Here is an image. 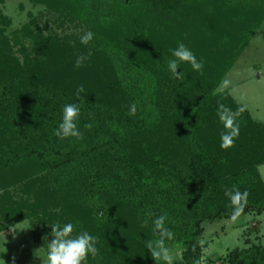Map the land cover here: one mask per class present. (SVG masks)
<instances>
[{
	"label": "trees",
	"instance_id": "1",
	"mask_svg": "<svg viewBox=\"0 0 264 264\" xmlns=\"http://www.w3.org/2000/svg\"><path fill=\"white\" fill-rule=\"evenodd\" d=\"M29 1L59 15L56 29L68 25L82 33L74 36L71 29L62 35L32 20L13 34L11 44L0 30V180L10 174L19 177L13 186L28 184L34 201L17 204L20 210L31 207L28 218L71 222L73 235L86 230L98 237L100 255L89 257L88 264H145V258L156 264L146 248L161 238L153 221L166 215L165 226L173 233L172 239L164 237L166 247L179 244L185 251L182 263L199 264L201 225L231 219L226 189L250 193L242 215L263 213L257 166L264 163V128L240 113L239 138L228 152L222 149L217 108L232 104L216 90L253 39L264 9H257L255 18L245 14L244 21L231 19L223 23L231 25L218 29L214 19L208 24L210 45L216 36L214 43L225 49L222 56L228 54L199 75L180 62L182 99L172 106L164 102L160 69L152 62L157 54L150 47L182 33L188 35H182V43L190 47L195 33L189 12L206 0ZM169 16L179 22L167 23ZM0 23L8 25L2 17ZM89 31L94 39L82 45L80 38ZM197 33L205 41L204 31ZM19 36L30 41V48L19 46ZM89 52L85 66L74 68L76 56ZM101 75L108 77V87L96 94ZM96 77H101L98 84ZM81 85L83 99L76 94ZM67 103L81 105L82 140L53 135ZM132 103L138 108L135 116L128 114ZM89 123L91 130L84 128ZM218 168L223 170L219 179ZM3 195L13 200L7 192ZM216 200L218 207L210 209ZM229 261L264 264V248L236 250Z\"/></svg>",
	"mask_w": 264,
	"mask_h": 264
},
{
	"label": "rangeland",
	"instance_id": "2",
	"mask_svg": "<svg viewBox=\"0 0 264 264\" xmlns=\"http://www.w3.org/2000/svg\"><path fill=\"white\" fill-rule=\"evenodd\" d=\"M240 1L244 2L246 7H241L240 2L237 3L236 0H206L189 12L191 18H193L192 25L194 26L195 35L192 37L190 47H188L198 59L203 61L204 66L212 68L213 65H219L228 54L224 57L222 56L225 54V49L223 45H217L218 41L214 43L217 40L215 39L216 36L211 37L212 45H210L211 32H205V29L209 23H212L213 19L216 22L215 29H218L223 25H231L223 24L228 23L231 19L239 18L240 21H244V18H246L245 14L247 16L250 14L255 18L256 10L264 9L263 0ZM234 8L238 10L239 14L235 15L232 13ZM58 16L54 12L47 13L44 7L36 6L29 0H0V17L4 18L8 23L7 26H2L0 23V30L5 32V37L11 44H14L13 38H11L13 34L24 30L26 25L31 24L32 20H35L39 26H49L51 30L54 29L62 35L69 34L71 29L74 36L78 37V34L82 33L78 28H68V25L63 29H56L58 23H61L56 21ZM177 20L178 18L174 16L166 18V22L172 21V24H177L179 22ZM184 27H187V24ZM203 31L205 33L204 36H206L205 41L203 40L205 37L203 39L197 37L200 34L197 32ZM246 33L249 32H244L243 34L245 35ZM182 35L188 36L184 33ZM182 35L180 37L177 35L173 39L171 35L166 36L163 41L150 47L151 51L157 54L152 62L154 66L160 69L158 74V78L161 79L160 86L162 84L161 89L163 91L166 90L163 92L164 102L170 101L172 106L175 104V99H182V95H180V82L176 81L168 71L167 62L169 59L174 58L172 57L171 50L175 49L179 43H182L181 40H184ZM29 42V40L19 36V46L23 45L26 48H30ZM148 57H152V55L148 54ZM197 73L198 75L201 74V72ZM101 77H104L103 82H101V86L96 85L97 88L99 87L96 90L98 92L96 94L106 92L107 89H104V86L108 87V77L102 75ZM101 77L94 79L96 84L100 83L98 78ZM172 89H174V92L171 95L168 92ZM216 92L227 94L232 104L230 106L231 109H235V107L238 110L243 109L242 114H247L253 123L264 128V20L258 25L249 45L242 50L231 68L225 73ZM238 123L239 125L241 124L240 119ZM218 130L221 133L224 131V127L220 125ZM230 149H226L227 152ZM237 155H239V152L234 153L232 156L236 157ZM236 161L237 163L239 162L238 160ZM233 164L235 165L236 163L234 162ZM257 171L264 186V163L257 166ZM218 172L222 173L223 170L218 168L216 172L217 179L222 177ZM5 176L6 178L0 180V239L3 238L4 231L8 243L5 245L7 253L0 255V258L5 260V264H42L43 257L47 251V243L52 239L50 235L51 227L49 225L58 222L46 224L41 222L40 218H28V215L31 213L28 211H32L28 208L31 209V207H24L20 210V207L17 206L20 201L27 202L26 200H29L30 203L34 201L31 193L29 195L27 192L29 188L27 187L28 184L22 181L19 185L13 186L15 183L13 180L19 179V177L10 174H6ZM40 182L42 183L43 180ZM38 186L36 185V188ZM25 187H27L26 190H24ZM6 192L7 195H11L13 200H9L6 195H3ZM178 193L181 195L184 194V191L180 190L179 192L177 190ZM216 202L217 200L210 206V209L218 207V202ZM205 205L209 210L207 204ZM17 210H20V213H17ZM23 214L25 217L21 218ZM10 218L12 220L8 221ZM15 224H17L18 230L14 232L10 231L9 226ZM201 229V257L199 264H230L229 259L231 258V254L236 250H249L251 247L264 248V211L261 215L250 212L246 213L241 215L236 221L226 219L219 222L204 223L201 225ZM167 248L172 256L171 264H183L184 249L179 244L171 245ZM35 253L41 258L37 257ZM246 257L251 258L252 254L246 253ZM147 263L148 260L145 258V264ZM156 264H166V262L156 258Z\"/></svg>",
	"mask_w": 264,
	"mask_h": 264
},
{
	"label": "clouds",
	"instance_id": "3",
	"mask_svg": "<svg viewBox=\"0 0 264 264\" xmlns=\"http://www.w3.org/2000/svg\"><path fill=\"white\" fill-rule=\"evenodd\" d=\"M93 39L94 33L89 31L80 38V43L87 46ZM171 54L174 58L168 60L167 69L176 81L185 79L183 71L179 74L177 72L178 69H182L180 62L190 64L192 70L195 72H203V61L198 59L194 52L185 44L179 43L175 49L171 50ZM90 57L91 52L77 55L74 68L80 69L85 66ZM84 92L85 89L83 85L76 90L77 96L81 99H83V97H81L80 94ZM137 110V104L132 103L129 106L128 114L130 116H135ZM242 111L243 109H239L234 112L230 107L222 103L218 104L217 116L224 127V131L220 134V147L222 149L226 150L233 147L235 141L239 138L240 125L238 123V117ZM80 116V104H65L63 106L61 122H59L54 129L53 135L61 140L69 138L82 140L84 133L79 127ZM84 128L91 130L92 124H85ZM224 195L228 198L229 206L233 209L231 219L236 221L244 212L250 193L247 190L240 191L238 188H230L225 190ZM166 220L167 216L161 215L153 221L154 229L159 232L161 238L155 242H149L146 249L150 251L151 256L166 262V264H171L172 256L169 253V249L166 247L164 237L166 236L168 239H172L173 233L165 226ZM16 225L17 224L9 226V230L13 232L18 230ZM49 226L51 227L50 235L52 239L47 243V251L43 257L42 264H88L89 257L95 259L100 255V250L97 246L99 239L88 231H81L77 235H73L75 225L71 222L64 224L55 223ZM7 243L8 241L3 231V238L0 239V255L7 253V248L5 247ZM36 253L35 255L41 258ZM0 264H5V260L0 258Z\"/></svg>",
	"mask_w": 264,
	"mask_h": 264
},
{
	"label": "water",
	"instance_id": "4",
	"mask_svg": "<svg viewBox=\"0 0 264 264\" xmlns=\"http://www.w3.org/2000/svg\"><path fill=\"white\" fill-rule=\"evenodd\" d=\"M126 2L128 1V0H125Z\"/></svg>",
	"mask_w": 264,
	"mask_h": 264
}]
</instances>
